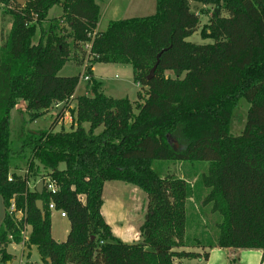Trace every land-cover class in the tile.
Segmentation results:
<instances>
[{
  "label": "trees",
  "instance_id": "obj_1",
  "mask_svg": "<svg viewBox=\"0 0 264 264\" xmlns=\"http://www.w3.org/2000/svg\"><path fill=\"white\" fill-rule=\"evenodd\" d=\"M22 1L0 0L10 17L0 38L1 259L8 261L13 242L34 247L41 264H174L206 261L212 248L260 251L264 264V0H155L153 15L109 21L99 32L94 0ZM191 3L212 6L200 32L209 44L187 41L199 25ZM54 7L59 15L47 18ZM86 44L85 72L95 63L129 65L136 100L106 96L90 76L91 95L73 98L81 75L58 71ZM240 98L248 108L242 131L232 135ZM19 100L39 117L61 104L56 119L69 112L73 125L56 131L55 119L14 141L10 111ZM167 133L184 147L175 149ZM17 160L23 175L11 171ZM154 162L181 164V176L157 171ZM40 180L57 191L37 195ZM107 182L144 193L137 242L115 238L103 220ZM50 203L68 222L63 242L51 237ZM195 215L213 218L207 244L203 235H187Z\"/></svg>",
  "mask_w": 264,
  "mask_h": 264
},
{
  "label": "rangeland",
  "instance_id": "obj_2",
  "mask_svg": "<svg viewBox=\"0 0 264 264\" xmlns=\"http://www.w3.org/2000/svg\"><path fill=\"white\" fill-rule=\"evenodd\" d=\"M20 1V0H18ZM22 1V0H21ZM125 1V3H123ZM129 5L126 6V0H121L120 5L124 4V9L115 7L118 9V13L122 12L121 18H136V17H146L151 16L155 13V0H128ZM22 5V4H20ZM190 8L192 11L196 12L199 16V25L196 33L192 34L187 38V41L193 44L203 45L209 44L212 41L210 39H203L201 36V31L206 28L208 21L211 17L212 6L210 4H195L191 3ZM9 10V5L7 7L0 8V18L9 17L6 13ZM60 11L54 7L48 11L47 18H51L54 15L59 14ZM116 16V17H120ZM8 19L7 22H9ZM1 21V22H2ZM103 17H100L99 24L97 26L98 30L103 28ZM5 27V26H4ZM103 31V30H102ZM37 37V36H36ZM33 37L32 41L35 42L37 39ZM1 44V41H0ZM89 60L88 50L77 48L75 50V60L67 62L59 71L58 76L60 77H73L81 75L79 83L74 90L75 96H90V88L87 82L83 79L84 76H90L85 72L82 63L87 65L86 61ZM82 62V63H81ZM91 74L101 83V89L106 96L114 99L127 98L130 101L136 100V93L139 91L140 87L133 83L132 70L129 65H112L104 63H95L92 66ZM170 76V75H169ZM75 101H73L74 104ZM73 110L75 105L71 107ZM248 104L240 98L238 100L237 106L233 109L230 120L229 132L232 135H238L243 129L244 120L246 116V111ZM61 109V104H57L51 107L49 111L43 116H38V113L29 112L25 110V103L21 100L17 105L10 111V137L14 141L17 137L24 136L28 132L40 131L47 129L56 119V115ZM73 125V119L70 113H65L62 117L56 119L54 129L59 131L60 129L68 131L70 126ZM87 127V125H84ZM100 129L95 131L99 132ZM170 141L176 143V149H182L184 147V141L179 138L177 133L169 135L167 133ZM155 165L153 167L157 171L164 174H174L175 176H181L182 166L179 163H167L164 165ZM15 167V168H14ZM11 168V171L23 175L26 172L25 164L23 161L17 160ZM60 169L63 168V164L60 165ZM102 200L104 202L103 212L107 220L113 222H126L130 220L134 224L138 220V216L145 214L146 197L142 191L138 188L124 183H107L105 185ZM195 206L194 201H190L188 205L189 209H193ZM144 210V212H143ZM192 218V217H191ZM3 219V204L0 197V228L2 226ZM52 237L56 242L65 241L69 225L66 219H61L56 213H52L50 217ZM212 216L208 217L201 215L197 220L199 223L192 218L189 224V231L196 232L199 235H203L201 242L207 244L209 241V233L211 232L208 223L212 220ZM142 224V223H141ZM115 225V224H114ZM29 229L23 234V238L27 237ZM122 241V240H121ZM124 243H131L129 239H124ZM6 253L10 255L8 261H3L0 257V264H41L39 257L36 253L35 248H27L22 246V244H15L13 242L6 246ZM224 254V256L222 255ZM225 254L228 258L225 259ZM260 256V257H259ZM230 257V258H229ZM261 255H258V251H239L232 250L226 251V253H221V258L217 260L214 264H258L260 262ZM233 259V260H231Z\"/></svg>",
  "mask_w": 264,
  "mask_h": 264
},
{
  "label": "crops",
  "instance_id": "obj_3",
  "mask_svg": "<svg viewBox=\"0 0 264 264\" xmlns=\"http://www.w3.org/2000/svg\"><path fill=\"white\" fill-rule=\"evenodd\" d=\"M120 1L121 0H94L95 4L98 6V23H97V26L99 24L100 17L101 18L103 17V23H102L103 25L102 26H103L104 29H105V27H106V25H107V23L109 21H117V20H123L124 19V18H121L122 12L118 13V9L115 8V7H118V5H119V7L122 8V10L124 9L125 6H124V4L120 5ZM123 3H125V1ZM128 5H129V2H128V0H126V6H128ZM120 14H121V16H120ZM57 15H59V14H57ZM116 16H120V17H116ZM136 18H139V17H136ZM8 19H9L8 17H5V20L3 22L2 21L3 18L2 17L0 18V38L4 37L7 34L8 30H9L10 23L7 22ZM126 19H130V18H126ZM104 29L98 30L97 27H96V31L95 32H99V31H102ZM82 65H83V68H85V63L84 62L82 63ZM91 71H92V69H91ZM166 75L172 76V74H170V73H166ZM90 77L95 79V77L92 74L90 75ZM95 80H97V79H95ZM75 97H77V96H75V94H74L73 98H75ZM73 105H75V103L73 104V101H72L71 107ZM107 183H117V182H107ZM107 183H105L104 186H103L102 196H103V191H104L105 185ZM190 201H191V199L188 200V202H190ZM103 205H104V202L102 200V207H101L100 213H101V216H102L103 220L110 227L113 236L115 238L119 239L120 241L122 240V242H123L124 239H129L131 241V243L137 242L138 239H139V233H138L139 232V227H140V225H141V223L143 221V216H144L143 213H142L141 216H138L139 218L134 224H132L130 222V220H127L126 222L118 221L116 223V222L109 221V220L106 219V217L104 215V212L102 210ZM143 212H144V210H143ZM52 213H56L58 215L57 212L53 211V212H51L50 217H51ZM200 217L201 216L199 215V219H200ZM197 218H198V216L195 215V217L193 219L196 221V223H199ZM61 219H65V218H61ZM50 233H51V237H52V230L50 231ZM190 233H191V231L187 230V235H190ZM127 244H130V243H127ZM193 251L194 252H198V253L202 252L200 249H194ZM226 251H232V250H224V249L212 248V249L206 251V252H208V259L206 261L183 259V260L175 261L174 264H214L217 260H219L221 258V253H226ZM239 251H242V250H239ZM245 252H248V251H245ZM222 255L224 256V254H222ZM258 255H261L260 251H258ZM226 258H228V257L225 254V259Z\"/></svg>",
  "mask_w": 264,
  "mask_h": 264
},
{
  "label": "water",
  "instance_id": "obj_4",
  "mask_svg": "<svg viewBox=\"0 0 264 264\" xmlns=\"http://www.w3.org/2000/svg\"><path fill=\"white\" fill-rule=\"evenodd\" d=\"M18 3H19V4H22L23 1L20 0V1H18ZM155 67H156V65H154V66L152 67V69L150 70L149 75L147 76V80H149V79L152 78V76H153V71H154ZM166 138H167V141H168L169 143H173V146H174V148L176 149V148H177V147H176V143H175L174 141H170L168 135H166ZM35 192H36L37 195H39V196L42 195V192H43V181H42V180H40V181H38V182L36 183V185H35ZM35 207H36V209L38 210V212L40 213L41 218L44 219V208H43V203H42V201H41V200L36 201V202H35Z\"/></svg>",
  "mask_w": 264,
  "mask_h": 264
},
{
  "label": "built area",
  "instance_id": "obj_5",
  "mask_svg": "<svg viewBox=\"0 0 264 264\" xmlns=\"http://www.w3.org/2000/svg\"><path fill=\"white\" fill-rule=\"evenodd\" d=\"M3 5L0 3V8H2ZM85 49L89 50V44H86L84 46ZM83 79L88 82L89 81V76H84ZM8 181H10V179H8ZM46 190L47 193L50 194H54L57 191V188L55 186V184L51 181H46L45 183L43 182V190ZM11 211H13V206L10 208ZM48 210L51 212H57L60 218H65V215L63 212L61 211H56L53 207V204H49L48 205ZM17 218H19L20 214L15 215Z\"/></svg>",
  "mask_w": 264,
  "mask_h": 264
}]
</instances>
